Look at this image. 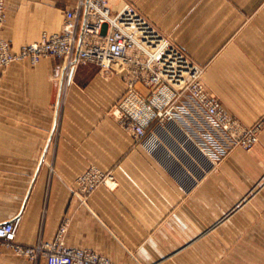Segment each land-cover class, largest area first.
<instances>
[{
	"label": "crops",
	"instance_id": "crops-1",
	"mask_svg": "<svg viewBox=\"0 0 264 264\" xmlns=\"http://www.w3.org/2000/svg\"><path fill=\"white\" fill-rule=\"evenodd\" d=\"M2 1L13 52L60 33L79 2ZM128 3L203 68L204 86L242 127L264 120V0H110L115 11ZM126 90L122 74L93 64L67 83L58 58L0 71V224L20 216L27 247L54 242L66 224V246L116 264H264V127L246 150L185 121L216 161L206 171L173 129L157 152L136 142L112 114ZM90 170L112 174L116 188L85 201L79 179ZM0 264L47 262L0 246Z\"/></svg>",
	"mask_w": 264,
	"mask_h": 264
},
{
	"label": "built area",
	"instance_id": "built-area-1",
	"mask_svg": "<svg viewBox=\"0 0 264 264\" xmlns=\"http://www.w3.org/2000/svg\"><path fill=\"white\" fill-rule=\"evenodd\" d=\"M5 19L0 0V71L16 61L28 60L36 65L44 58H58L64 63L67 83L72 82L81 65L93 64L107 74H122L127 90L112 114L137 143L149 146L153 152L160 148L159 137L173 129L197 151L193 154L194 164L206 171L214 167L216 161L184 129L185 121L189 127L197 125L201 134L224 136L228 148L251 150L259 141L264 120L253 127H242L204 86L203 68L164 37L134 4L115 11L110 0H79L66 12L60 33L45 34L40 42L24 46L19 52H13L2 38ZM79 184L85 201L100 186H117L112 174L97 170L86 172ZM20 224V216L0 224V246L30 261L43 258L47 264H116L92 250L66 246V224L54 242L23 246L17 243Z\"/></svg>",
	"mask_w": 264,
	"mask_h": 264
}]
</instances>
